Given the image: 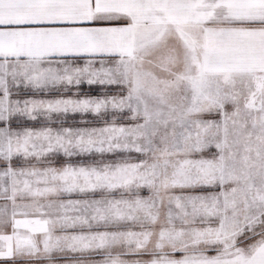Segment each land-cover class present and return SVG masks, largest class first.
<instances>
[{"label":"snow or ice","instance_id":"snow-or-ice-1","mask_svg":"<svg viewBox=\"0 0 264 264\" xmlns=\"http://www.w3.org/2000/svg\"><path fill=\"white\" fill-rule=\"evenodd\" d=\"M0 264H264V0H0Z\"/></svg>","mask_w":264,"mask_h":264},{"label":"rangeland","instance_id":"rangeland-1","mask_svg":"<svg viewBox=\"0 0 264 264\" xmlns=\"http://www.w3.org/2000/svg\"><path fill=\"white\" fill-rule=\"evenodd\" d=\"M86 87V86H85Z\"/></svg>","mask_w":264,"mask_h":264}]
</instances>
